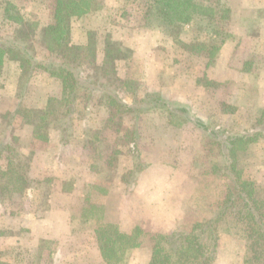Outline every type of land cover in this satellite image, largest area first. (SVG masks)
<instances>
[{
  "label": "rangeland",
  "instance_id": "obj_1",
  "mask_svg": "<svg viewBox=\"0 0 264 264\" xmlns=\"http://www.w3.org/2000/svg\"><path fill=\"white\" fill-rule=\"evenodd\" d=\"M9 1L23 18L39 24L32 37V55L55 62L44 38L56 0ZM147 1L97 0L86 20L73 23L71 42L80 47L81 71L85 77L92 75L91 82L98 84L100 92L82 91L73 116L53 123L46 132L47 142L21 138L27 135V125L35 129L49 96H59L60 81L39 70L25 82L17 63L5 66L0 76V110L20 111L11 132L18 137L14 163L29 186L23 196L0 198V264H105L89 241L88 226L96 231L105 223L118 225V218L129 226L130 214L124 212L130 208V195L145 170L156 163L179 172L173 188L187 184V192L194 189V194L186 200L185 194L178 193L185 190L182 186L171 188L162 201L155 196L150 227L166 230L177 220L172 216L182 214L183 223L177 224L176 231L190 232L196 222L214 217L233 188L223 173H212L215 161L225 165L214 142L224 143L227 134L258 133L249 150L238 153L237 165L255 180V195L264 200V0H204L214 7V14L197 16L192 26L176 35L147 16ZM4 6L5 0H0V37L12 39L20 26L6 19ZM87 47L96 50L95 60ZM221 50L229 66L218 65ZM58 70L53 66V72ZM112 90L125 106L148 93H160L187 114L177 111L173 116L174 107L169 105L142 114L126 112L119 129L107 121V94ZM221 103L229 105L226 112ZM200 118L204 125L195 122ZM63 128L69 129L63 134L69 143L55 148L53 141L60 140ZM217 134H223L221 139H213ZM113 148L118 150L115 155ZM6 164L0 159V167ZM146 179L142 187L150 195L146 186L152 180ZM61 190L69 194L53 199ZM63 206L64 213L71 215L68 228L51 216L53 208ZM84 209L96 215L90 225L83 221L90 217L82 216ZM218 229L220 255L212 264H264V253L247 247L241 224L232 215ZM142 230L166 234L146 232L145 226ZM142 242L141 246H154L148 237ZM133 250L127 252L124 264L143 261Z\"/></svg>",
  "mask_w": 264,
  "mask_h": 264
},
{
  "label": "trees",
  "instance_id": "obj_2",
  "mask_svg": "<svg viewBox=\"0 0 264 264\" xmlns=\"http://www.w3.org/2000/svg\"><path fill=\"white\" fill-rule=\"evenodd\" d=\"M147 2V16L162 22L172 35L180 33L187 26H192L197 16H208L215 12L214 7L206 4L204 0H149ZM96 4L97 0H56L53 22L46 28L44 38L45 48L53 54L55 62H42L31 53L32 37L39 27L38 22L23 18L19 12H16L18 7L11 1L5 0L3 11L6 19L20 28L12 39L0 37V76L8 59L19 63L21 76L25 82L31 81L34 74L42 70L58 79L61 84L59 96H49L46 107L40 109L34 129L35 140H46L47 142L46 132L53 123L61 120L66 122L70 116H73L74 107L80 100L82 91L86 90L90 95L100 92L98 84L91 82L92 75L83 76L81 69L84 66L79 62L80 47L74 46L71 42L73 23L86 20L87 16L96 9ZM91 45H94V42H91ZM110 46L114 44H109ZM204 49L208 50L209 46H204ZM87 50L89 56L95 60L96 50L92 47H87ZM53 66L59 69L58 73L53 72ZM107 97L110 107L107 121L119 129L122 127V117L126 112L136 111L142 114L165 109L169 105L174 107L171 109L173 116L177 111L187 114L184 109L177 110L176 104L166 102L160 93H148L142 99L135 100L134 104H126V106L120 102L121 99L116 91L112 90ZM220 107L223 112L229 109L226 103H221ZM19 114L20 111H16L3 113L0 116V135H2L0 159L7 161L6 166L0 167V198L10 199L15 193L23 196L29 186L25 176L18 171L14 163L17 157L15 145H18V137L11 132L14 130V122ZM132 117L135 120L138 119L137 115ZM261 120L264 121V117H261ZM195 122L204 125L201 118ZM259 123L261 124L260 120ZM68 128H63L61 136L63 145L69 143L67 137L63 138V134L69 131ZM250 133L227 134L224 143L218 140L213 141L217 148H220L219 154L225 165L220 166L215 161L212 173L216 175L215 170L223 173V176L228 177L227 180L233 186L232 189H228L224 204L213 218L196 222L190 232L179 230L169 234H149L141 228H136L131 234H126L120 230L118 225L105 223L96 230L98 246L105 264H124L127 252L140 247L147 237L154 243L148 264H212L217 257L220 239L218 225L224 222L229 215L241 224L247 247L264 253V200H259L255 195V180L246 177L237 165L238 153L249 150L251 144L259 138L258 133ZM222 135H213V139H221ZM224 149H227L226 154ZM203 151H206V148H203ZM117 152V149L111 150L112 155ZM212 173L204 170V174L212 175ZM52 180L48 181L52 182ZM237 203H240V207L236 206ZM90 210H83V216L92 217ZM183 259L187 261L183 262Z\"/></svg>",
  "mask_w": 264,
  "mask_h": 264
},
{
  "label": "crops",
  "instance_id": "obj_3",
  "mask_svg": "<svg viewBox=\"0 0 264 264\" xmlns=\"http://www.w3.org/2000/svg\"><path fill=\"white\" fill-rule=\"evenodd\" d=\"M263 9H264V6H263ZM226 47L227 46H225L224 48H226ZM223 53H224V50L220 54V57L217 60V63H218V65L220 63V64H224V66H229L228 65L229 62L226 59L222 58ZM224 60L227 62H225ZM12 62H15V61H12ZM7 63H11V60H8V59L6 60L4 68L7 65ZM15 63H17V65H18L17 67L19 68L20 74H21V68H20L19 63L18 62H15ZM4 68H3V70H4ZM2 73H3V71H2ZM225 81H229V80H224L223 82H225ZM2 111L3 110H0V114H3ZM0 123H1V118H0ZM24 130L27 132L26 133L27 135L23 136L21 138V140L23 138H29L30 140L34 141L35 140L33 138L34 137V134H33L34 126H28L27 125ZM29 139H28V142H29ZM53 143H54L55 148H56V146L62 147L61 138H60V140L59 139L54 140ZM27 145H28V143L25 146H27ZM26 149H28V148H26ZM24 151H26V150L24 149ZM56 155L57 154H55L54 160L58 161V156H56ZM34 164H35V162H34ZM178 174H179V172L177 170H174V167L170 168V166L166 163H156L155 165H152L150 168L145 170V172L143 173V175H145V176L139 178L133 193L130 195V200L128 203V206L130 208L126 209V212H124V214H130V217H131V219L129 221L130 224H129V226H125L122 224L121 219L118 218L117 223H118V227L120 228V230L126 234H131L136 228L140 227L143 229V227L145 226V228L148 229L146 232H148L149 230H156L159 233L168 234V233H171L173 231H176L178 228L177 224L179 222H180V224L183 223V220H182L183 215L182 214L172 216L173 219L175 218L177 220H176V222L171 221V223L167 226L168 228L166 230L164 229V227L163 228H157V229H151L150 226L153 223V220H151V219L154 216V214H153L154 213V202L156 201L155 196L157 197V201H159V200L162 201L163 195H165L171 188H173L175 176ZM145 177L152 180L151 182H148L147 186H146V191L150 195L145 194L144 188L142 187V185L144 184V182L142 180ZM152 177H154V178L152 179ZM189 177L190 176H188L187 180L190 182ZM186 178H187V176L185 177V179ZM149 179H146V180H149ZM187 180H185V181H187ZM185 181H184V183H187ZM90 182H92V181H90ZM191 184H193V182L189 183L190 186H191ZM182 186L185 188V190H183V192L180 191L178 193L180 195L185 194V198L187 200L188 195L194 194V189L189 190V193H188L186 190L187 184L186 185L182 184L177 189L176 188H173V189H176V190H178L180 188L183 189ZM73 192H75V190H73L72 193ZM67 194H69V193H64L62 190H61V192H55V194H53V199L57 198L58 196H64V195L67 196ZM146 196H148L149 198H146ZM99 205H102L104 207V204L102 202ZM91 207H93V206H91ZM64 210H65L64 206L58 207V208H53V210L51 211V216L57 220L56 223H58V221L61 222L63 220L64 221L63 225L65 226V228H68L70 226L69 221L71 220V215L69 213L65 214ZM82 216H83V214H82ZM211 216L212 215H210L209 218ZM85 217H88V216H85ZM94 217H96V215L93 213L92 217L90 216L89 219H84L83 221H85L84 222L85 224H89V223L93 222ZM145 220L147 221V223L145 222ZM113 222H116V221L113 220ZM98 223L100 225L102 224L100 222H98ZM88 228H89V235L91 236L89 241L91 242V244H93V247L95 245V247H94L95 250H97V248H98V250L100 251L99 246H98L97 237H96V231L91 226H88ZM218 250H219V248H218ZM133 252H134L135 257L141 256V255L143 256V261L141 262V264H148L150 261L151 255H152V246L150 244H145L143 246L134 248ZM219 255H220V253L217 254V256H219ZM131 264H138V262L131 263ZM213 264H215V263H213Z\"/></svg>",
  "mask_w": 264,
  "mask_h": 264
}]
</instances>
